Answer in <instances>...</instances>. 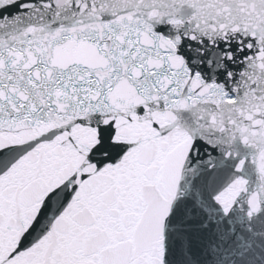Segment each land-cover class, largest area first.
Returning <instances> with one entry per match:
<instances>
[{
    "label": "snow or ice",
    "instance_id": "6c2138e0",
    "mask_svg": "<svg viewBox=\"0 0 264 264\" xmlns=\"http://www.w3.org/2000/svg\"><path fill=\"white\" fill-rule=\"evenodd\" d=\"M0 264H264V0H0Z\"/></svg>",
    "mask_w": 264,
    "mask_h": 264
}]
</instances>
